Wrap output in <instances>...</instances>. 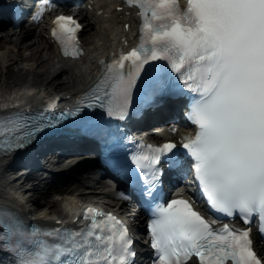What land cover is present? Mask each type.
Returning a JSON list of instances; mask_svg holds the SVG:
<instances>
[{
  "label": "snow or ice",
  "instance_id": "6c2138e0",
  "mask_svg": "<svg viewBox=\"0 0 264 264\" xmlns=\"http://www.w3.org/2000/svg\"><path fill=\"white\" fill-rule=\"evenodd\" d=\"M125 4L138 9L136 46L127 52L121 48L110 62L99 61L101 75L59 116L0 115V152L23 149L46 129L80 116L84 134L108 149L109 165L148 198L153 264H264V253L251 237L255 221L264 241V0ZM42 12L43 7L34 18ZM53 24L52 36L63 54L81 56L80 24L64 15ZM185 90L191 94L186 118L196 130L181 135L182 149L172 142H140L129 151L123 143L128 138L110 121L127 118L134 91L156 106ZM52 109L50 103L45 112ZM97 109L104 115L81 116ZM163 166L184 178L190 171L216 219H206L195 201L182 195L163 202ZM225 217H239L246 227H215ZM83 219L88 223L79 229L26 228L0 210V250L13 252L16 264H134V241L124 222L92 208Z\"/></svg>",
  "mask_w": 264,
  "mask_h": 264
},
{
  "label": "bare ground",
  "instance_id": "6f19581e",
  "mask_svg": "<svg viewBox=\"0 0 264 264\" xmlns=\"http://www.w3.org/2000/svg\"><path fill=\"white\" fill-rule=\"evenodd\" d=\"M103 21L105 19L102 17L97 23L95 20L91 21L87 18V26L84 31L89 37H85V39L89 40L93 36L94 38L99 36V40L97 39L92 43H88L89 55L84 61L77 64L60 60L51 48L49 39L40 29L27 32L26 38L16 34L11 35L10 31L0 36V76H5V81L7 80V88L0 91V105L3 103V97H7V101L18 102L20 99L32 95V98L38 99L52 92L63 90L67 91L68 94L78 90L80 87H84L87 84L86 81L90 73L94 69L93 57L104 52L108 46L107 42H109L114 34L112 26H100V23ZM112 22L117 24V21ZM101 27L103 28L102 31H100ZM28 38L31 39L29 40ZM20 49L28 50L30 54H22ZM46 49H50L51 51L49 52L48 59L45 58L46 56L43 53ZM51 54H54V56H51ZM19 59L24 61L25 65L15 73L11 66L13 63H17ZM38 69H41L40 73ZM27 73L32 74L31 79L23 77ZM59 75L62 78L57 79L56 77ZM0 80H2L1 77ZM0 82L4 84V80ZM18 84H20L19 89L8 93L10 89L16 88ZM8 172L6 164L0 163V201L11 204L17 203L21 206L22 210H26V206L20 205L17 200L19 197L22 198L24 193L9 189ZM52 190L51 186L47 189L39 190L41 197L36 199L34 203L41 207L40 210H43V215L40 214L38 215L39 217L46 218L51 213H60L63 208L71 205L76 199L83 201L91 200L93 197V195L77 196L74 198L63 196L62 201L58 203L57 198L50 195L53 192Z\"/></svg>",
  "mask_w": 264,
  "mask_h": 264
},
{
  "label": "rangeland",
  "instance_id": "374dc122",
  "mask_svg": "<svg viewBox=\"0 0 264 264\" xmlns=\"http://www.w3.org/2000/svg\"><path fill=\"white\" fill-rule=\"evenodd\" d=\"M49 50L47 49V50H44L43 51V53H44V55L46 56L45 58H47L48 59V56H49ZM30 54V51H27V54ZM52 55V54H51ZM22 63H17V64H13L11 67H12V70L16 73V72H18L19 71V69L22 67ZM44 70V69H43ZM38 71H39V73L41 72V69L39 70L38 69ZM1 77V79L2 80H0V81H3L4 80V84H2L3 82H0V91H2V90H5L7 87V80L5 81V76H0ZM24 78H26V79H31L32 78V74H25V76H23ZM57 79H60V78H62V76L61 75H59V76H57L56 77ZM19 86H20V84H18V86L16 87V88H12V90L10 89L9 91H8V93L9 92H12V91H15V90H17V89H19Z\"/></svg>",
  "mask_w": 264,
  "mask_h": 264
}]
</instances>
